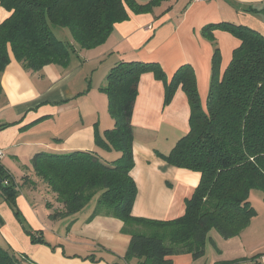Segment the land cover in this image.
<instances>
[{
  "label": "trees",
  "instance_id": "obj_1",
  "mask_svg": "<svg viewBox=\"0 0 264 264\" xmlns=\"http://www.w3.org/2000/svg\"><path fill=\"white\" fill-rule=\"evenodd\" d=\"M163 1L166 0H0V6L9 13L0 24V73L9 64V51L28 71L37 72L49 65L65 68L78 50L103 45L115 24L128 20L130 14L150 13ZM58 28L66 29L70 39L58 37ZM216 30L228 32L240 41L223 73L213 35ZM201 36L213 45L205 108L189 65L179 67L168 81L155 62L119 61L99 88L107 98L113 126L102 132L95 128L93 134L95 147L116 154L115 158L106 159L98 150H74L38 153L30 161L36 176L62 207L49 219L73 216L96 198L89 219L105 216L122 222L123 231L129 235L123 256L127 263L172 264L170 257L176 254H191L198 259L206 243L212 242V230L227 240L249 225L255 216L249 200L253 191L261 192L264 202V37L227 22L204 26ZM145 73H152L163 83L164 106L171 103L178 89L186 95L189 106L187 133L168 154L156 153L172 167L200 174L191 198L185 201L184 215L171 221L131 214L137 195L130 175L134 165L131 118L137 85ZM0 195L31 241L44 243L42 235L25 224L15 204L16 184L1 166ZM0 264L31 263L25 255L0 247Z\"/></svg>",
  "mask_w": 264,
  "mask_h": 264
},
{
  "label": "crops",
  "instance_id": "obj_2",
  "mask_svg": "<svg viewBox=\"0 0 264 264\" xmlns=\"http://www.w3.org/2000/svg\"><path fill=\"white\" fill-rule=\"evenodd\" d=\"M8 16L0 6V24ZM222 22L245 26L264 37V0L163 1L150 13L130 14L128 20L115 24L103 45L89 51L78 50L65 68L49 65L37 72L28 71L9 51V64L0 73V149L4 154L0 166L16 184L15 204L25 224L32 232L40 233L44 243L31 241L0 195V247L25 255L31 264H132L123 260L129 235L123 231L121 221L97 216L88 224L82 223L75 229L74 238H70L72 227L67 225L78 220V214L77 218L75 214L55 221L49 219L62 207L36 176L30 161L38 153L74 150H98L106 159L115 158L116 154L94 145L95 128L102 132L113 126L112 120L109 127L108 120L102 123L100 119L107 98L99 92L102 86L94 85V74L90 75L95 63H103L99 68L106 66L104 84L110 68L119 61L155 62L168 81L179 67L189 65L205 108L213 45L201 36V29ZM55 32L70 39L63 29ZM213 35L223 73L240 41L224 31L216 30ZM90 76L92 81L88 84ZM163 99V83L152 73L143 74L131 118L134 165L130 175L137 188L131 214L171 221L184 215L185 201L191 198L200 174L172 167L157 157L156 153L168 154L188 131L189 106L183 91L178 89L167 106ZM87 101L90 112L85 115ZM100 124L107 127L102 129ZM87 207L86 212L94 210L96 198ZM62 224L65 233L60 236ZM213 233H209L212 242L206 243L202 257L176 254L170 257L172 264H264L263 195L261 210L255 209V216L238 236L225 240ZM84 238H92L93 243ZM91 255L92 259L87 258Z\"/></svg>",
  "mask_w": 264,
  "mask_h": 264
},
{
  "label": "rangeland",
  "instance_id": "obj_3",
  "mask_svg": "<svg viewBox=\"0 0 264 264\" xmlns=\"http://www.w3.org/2000/svg\"><path fill=\"white\" fill-rule=\"evenodd\" d=\"M63 30H65L67 33H68V31L66 30V29H63ZM55 34H57L58 35V33H56L55 32ZM59 37V36H58ZM90 56V55H89ZM101 65H103V63H101V62H99V63H95V65L92 67V72H91V76H92V74H94V77H93V83H94V85L96 86V85H99V86H103L104 85V82H103V77H105L104 76V71H105V67L106 66H104V67H102V68H99ZM91 76H90V78H88L87 80H88V84H90L91 82H89V81H92V80H90L91 79ZM99 83V84H98ZM88 84H87V86H88ZM86 86V87H87ZM99 86H97V87H99ZM102 96H105L104 94L102 95ZM90 105H89V101H87L86 102V104H85V108H84V113H85V115H86V112L87 113H89L90 111ZM102 113L100 114V119H101V122L102 123H104V120H108V122L110 123H108L109 124V127H111V119L109 118V116H108V113H107V104H105V102L103 101V106H102ZM101 125V128L102 129H105V127H107V126H104L103 124H100ZM113 155V154H112ZM250 203H251V205H252V207L254 208V209H256V210H261V200H262V194H261V192H259V191H253L252 193H251V197H250ZM90 203V202H89ZM88 203V204H89ZM88 204L85 206V207H83L77 214H78V217H79V219L78 220H76V221H74L73 223H70L69 224V222H68V225H67V228H71L72 227V230H71V234H70V238H74V233H75V229H77V228H80V225L82 224V223H86V224H88V223H90V221H92V220H90L89 218H90V215H91V213L93 212V210L92 211H87L86 212V210H87V206H88ZM77 214L75 215V217L74 218H77ZM64 224H67V223H64ZM64 224H62L59 228H60V230H61V234H60V236L61 235H63V233H65V229H64ZM66 226V225H65ZM63 227V228H62ZM67 228H66V230H67ZM59 230V231H60ZM142 231H144V230H142ZM141 232V231H140ZM212 233L213 232H215V230H212L211 231ZM214 234V233H213ZM83 240H90L91 241V243H93V240H92V238H84Z\"/></svg>",
  "mask_w": 264,
  "mask_h": 264
},
{
  "label": "built area",
  "instance_id": "obj_4",
  "mask_svg": "<svg viewBox=\"0 0 264 264\" xmlns=\"http://www.w3.org/2000/svg\"><path fill=\"white\" fill-rule=\"evenodd\" d=\"M198 1H206V0H198ZM3 156H4L3 151L0 149V164H1V161L3 159ZM262 260L264 262V256L262 257Z\"/></svg>",
  "mask_w": 264,
  "mask_h": 264
}]
</instances>
